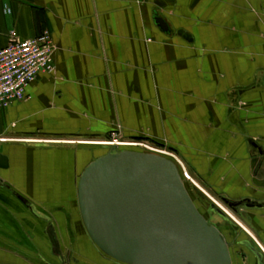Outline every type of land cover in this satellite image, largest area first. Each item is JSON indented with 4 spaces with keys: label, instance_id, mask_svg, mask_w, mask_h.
Instances as JSON below:
<instances>
[{
    "label": "crops",
    "instance_id": "0c3cea01",
    "mask_svg": "<svg viewBox=\"0 0 264 264\" xmlns=\"http://www.w3.org/2000/svg\"><path fill=\"white\" fill-rule=\"evenodd\" d=\"M12 30L58 51L0 110V264H119L78 204L98 146L80 142L114 132L172 150L206 196L253 203L237 263L264 264V0H0V49Z\"/></svg>",
    "mask_w": 264,
    "mask_h": 264
},
{
    "label": "water",
    "instance_id": "95a60500",
    "mask_svg": "<svg viewBox=\"0 0 264 264\" xmlns=\"http://www.w3.org/2000/svg\"><path fill=\"white\" fill-rule=\"evenodd\" d=\"M156 23L164 27L162 19ZM91 151L95 157L79 175L78 204L103 255L119 264H233L222 231L200 212L173 160L138 149ZM0 168H8L2 154ZM222 202L236 214L254 206Z\"/></svg>",
    "mask_w": 264,
    "mask_h": 264
},
{
    "label": "built area",
    "instance_id": "2783aa9c",
    "mask_svg": "<svg viewBox=\"0 0 264 264\" xmlns=\"http://www.w3.org/2000/svg\"><path fill=\"white\" fill-rule=\"evenodd\" d=\"M57 51L58 46L48 30L26 40L20 39L15 30L10 31L7 46L0 49V110L6 109L13 103L24 101L27 88L40 74L55 72L54 57ZM0 142H4V139L0 138ZM103 142L118 149L136 148L165 156L178 165L185 180L196 186L185 164L167 147L148 141L143 143L125 139L119 132L112 133L108 139L98 142V145ZM261 250L264 254V249L261 248Z\"/></svg>",
    "mask_w": 264,
    "mask_h": 264
},
{
    "label": "rangeland",
    "instance_id": "374dc122",
    "mask_svg": "<svg viewBox=\"0 0 264 264\" xmlns=\"http://www.w3.org/2000/svg\"><path fill=\"white\" fill-rule=\"evenodd\" d=\"M124 138V137H123ZM126 139V138H125ZM131 140H137L140 142H145L146 140L142 141V138H129ZM91 140V139H88ZM147 143V142H146ZM151 143V142H150ZM153 144V143H152ZM159 145V144H158ZM162 146V145H161ZM111 149V148H108ZM193 179V178H192ZM184 182L186 184V187L188 186V181L184 179ZM191 184V182H190ZM191 186V185H190ZM192 187V186H191ZM192 189V188H191ZM196 206L200 210V212L208 219L209 222L212 224H215L223 233L226 241L229 244L232 260H234V264L237 263V259L242 255L244 252V247L242 244L239 243V238L242 234H244L243 228L235 221L233 220L226 212L234 216L236 220L244 227L247 228L246 226V221H245V215L244 217L241 215V212L238 214L234 213L228 206H226L222 201L214 198V197H208V196H202V201L200 200V197L198 193L190 191ZM209 202L214 204L216 208L220 211V213L224 216L221 217L216 211H212L209 209L208 205ZM218 214V215H216Z\"/></svg>",
    "mask_w": 264,
    "mask_h": 264
},
{
    "label": "trees",
    "instance_id": "16d2710c",
    "mask_svg": "<svg viewBox=\"0 0 264 264\" xmlns=\"http://www.w3.org/2000/svg\"><path fill=\"white\" fill-rule=\"evenodd\" d=\"M192 187H191V186ZM187 188H188V190H189V192L190 191H192V192H196V193H198V195H199V197H200V200L202 201L203 199H202V196L204 195L201 191H199L198 189H196L192 184H190V183H188V186H187ZM192 188V189H191ZM205 196V195H204ZM208 207H209V209H211L212 211H216L218 214H219V216L221 215L222 217H224L221 213H219L218 211H217V208L215 207V206H213V204L212 203H210L209 202V205H208ZM218 214H216V215H218ZM220 216V217H221ZM221 217V218H222Z\"/></svg>",
    "mask_w": 264,
    "mask_h": 264
},
{
    "label": "bare ground",
    "instance_id": "6f19581e",
    "mask_svg": "<svg viewBox=\"0 0 264 264\" xmlns=\"http://www.w3.org/2000/svg\"><path fill=\"white\" fill-rule=\"evenodd\" d=\"M73 143V142H72ZM80 143H89V144H94V145H98V143H94V142H89V141H81ZM88 144V145H89ZM100 145V144H99ZM101 145H103V146H106V147H110L109 145H111V144H108V143H102ZM197 186V185H196ZM233 220H235L242 228H244L239 222H238V220H236L235 218H234V216H232L231 214H229L228 212H226ZM244 229H246V228H244Z\"/></svg>",
    "mask_w": 264,
    "mask_h": 264
}]
</instances>
